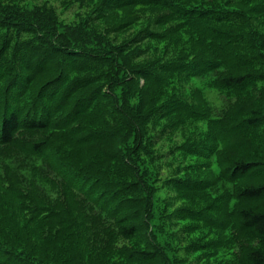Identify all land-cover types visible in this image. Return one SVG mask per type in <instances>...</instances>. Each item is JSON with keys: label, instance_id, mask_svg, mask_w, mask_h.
<instances>
[{"label": "trees", "instance_id": "trees-1", "mask_svg": "<svg viewBox=\"0 0 264 264\" xmlns=\"http://www.w3.org/2000/svg\"><path fill=\"white\" fill-rule=\"evenodd\" d=\"M70 3L67 23L49 1L0 0V264H172L151 223L180 172L217 187L219 212L236 203L215 227L231 264H264V0ZM127 9L148 28L110 48L98 28ZM166 157L209 159L224 183L196 164L158 179ZM209 208L169 219L224 222Z\"/></svg>", "mask_w": 264, "mask_h": 264}, {"label": "rangeland", "instance_id": "rangeland-1", "mask_svg": "<svg viewBox=\"0 0 264 264\" xmlns=\"http://www.w3.org/2000/svg\"><path fill=\"white\" fill-rule=\"evenodd\" d=\"M45 1H49L51 3L49 7L52 9L56 8L57 15L59 14L61 19L67 23L78 20L76 17H78L79 12H77L75 8L68 9L71 4L70 0H67L64 5L61 3V0H25L30 7L43 5ZM135 11V9H127L124 10L123 13L117 14L112 18L113 25L108 31L103 27L98 28L100 33L106 35L107 40L113 44L110 48L119 49V47L127 45V49H129V47L132 46L131 43L147 30V25L135 23ZM118 23L133 25L126 30L122 29L116 32L113 27ZM76 27H78V24L73 26V29ZM83 29H85L84 26ZM143 46L146 47V45ZM125 56H128V54ZM150 56V54H147L143 59L147 61ZM43 83L44 81L42 80L36 81L32 87V91H37ZM210 97L214 98L215 95H210ZM176 142H179V140H174L172 143L174 144ZM173 144L169 145V147H172ZM168 150V147L165 146V156L169 154ZM209 162V159L192 158L185 160L180 158L176 161L166 157L165 160L153 164L152 167L157 172L156 178L167 179L172 176L173 170H178L179 166L196 164L199 169L203 168V171H205L203 178H205L206 182L213 183L218 181L219 183H224L222 169L217 167V165H210L211 168L208 167ZM172 178L176 181V186L164 187L163 184H160V189L154 197V217L151 226L158 235L160 247L170 256L172 264H228V262L231 264L229 261L230 257H228L230 255L229 244H231L230 239H227L229 233L222 232L215 227L220 224L226 225V223H229L228 216L230 212L235 209L236 203L226 196L228 204L224 207L222 212H219V206L223 207L222 202L219 201V196L221 197L222 194H219V190L216 186H198L204 191L194 193L192 192L194 186L184 179V173H177V176L173 175ZM222 185L223 184H218L219 187ZM200 195L202 199L199 198ZM187 197L190 199L195 197L194 200L198 201L196 203L202 206L198 209L193 207L189 204L190 200H188ZM207 206L211 208L206 210L209 218L214 220L215 217L224 222L218 224L216 222H210L211 226L214 227L212 228L211 226L208 227L207 224L200 225L199 222L187 220L172 222V219H169L170 213L182 212L183 215H187L188 213L191 216V212L194 211L192 208L203 210V208ZM163 217L164 219H162ZM210 242L212 243L210 244ZM176 257L179 258V260H176Z\"/></svg>", "mask_w": 264, "mask_h": 264}]
</instances>
